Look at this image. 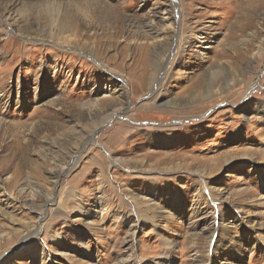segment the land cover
Here are the masks:
<instances>
[{
  "label": "rangeland",
  "instance_id": "obj_1",
  "mask_svg": "<svg viewBox=\"0 0 264 264\" xmlns=\"http://www.w3.org/2000/svg\"><path fill=\"white\" fill-rule=\"evenodd\" d=\"M0 264H264V0H0Z\"/></svg>",
  "mask_w": 264,
  "mask_h": 264
},
{
  "label": "bare ground",
  "instance_id": "obj_2",
  "mask_svg": "<svg viewBox=\"0 0 264 264\" xmlns=\"http://www.w3.org/2000/svg\"><path fill=\"white\" fill-rule=\"evenodd\" d=\"M50 2V1H49ZM49 2H46L45 4H44V6L42 5V7H43V9H42V11H41V13H42V16L44 17H46V18H48V19H51V16H52V19H53V24L56 22L55 20H58L59 21V25H58V23H57V25H58V27L55 29V31L56 32H58V33H62V34H64V33H69V32H71V31H73L75 28V26L73 27L72 26V24L70 23V24H68V22H67V24L65 23V21H64V19L61 17L62 16V14L60 15V9H61V3H55L56 4V7L55 8H53V4L51 3H49ZM87 2V1H86ZM90 2V1H89ZM68 3V2H67ZM87 4V3H86ZM68 6H65L64 7V12L66 13L67 12V10H68V8H67ZM47 8V9H46ZM8 17H10V15H8ZM45 19V18H44ZM57 21V22H58ZM69 21V20H68ZM56 25V26H57ZM54 27V26H53ZM65 35V34H64ZM186 43H188V41L186 40ZM187 47V44L186 45H184L183 46V48L185 49ZM227 79V78H226ZM226 88H228V84H227V82H225V85H224ZM103 123V122H102ZM102 123H99L98 125L100 126ZM98 125H94V127H99ZM102 126V125H101ZM97 128H95V130L93 131V133H95V131L97 130ZM90 143V142H89ZM94 144H96V143H94ZM83 146V145H82ZM87 146V145H86ZM84 149V148H83ZM80 155V154H79ZM74 162H77V158L72 162L73 164H74ZM72 165V164H71ZM218 228V227H217ZM38 232H39V230H38V228H36V229H33L30 233H29V236H26V238H25V240L24 241H22L21 242V244H19V246L21 247V246H27L28 245V243H29V241H31V240H35L36 239V237H37V234H38ZM32 243V242H31ZM217 246V245H216ZM31 248V247H30ZM29 248V249H30ZM217 255H215V257L214 258H217L218 256H219V253H216Z\"/></svg>",
  "mask_w": 264,
  "mask_h": 264
}]
</instances>
